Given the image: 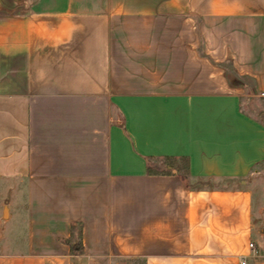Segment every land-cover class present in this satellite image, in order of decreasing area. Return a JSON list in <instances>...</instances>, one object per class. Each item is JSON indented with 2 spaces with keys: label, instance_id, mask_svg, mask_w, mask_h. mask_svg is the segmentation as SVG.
<instances>
[{
  "label": "crops",
  "instance_id": "1",
  "mask_svg": "<svg viewBox=\"0 0 264 264\" xmlns=\"http://www.w3.org/2000/svg\"><path fill=\"white\" fill-rule=\"evenodd\" d=\"M241 258L264 264V0H0V264Z\"/></svg>",
  "mask_w": 264,
  "mask_h": 264
},
{
  "label": "built area",
  "instance_id": "2",
  "mask_svg": "<svg viewBox=\"0 0 264 264\" xmlns=\"http://www.w3.org/2000/svg\"><path fill=\"white\" fill-rule=\"evenodd\" d=\"M250 246L253 248L254 244H251ZM238 264H248L247 258H241Z\"/></svg>",
  "mask_w": 264,
  "mask_h": 264
}]
</instances>
